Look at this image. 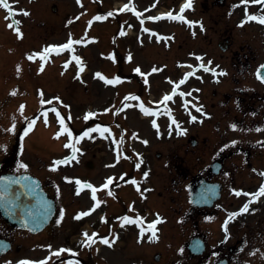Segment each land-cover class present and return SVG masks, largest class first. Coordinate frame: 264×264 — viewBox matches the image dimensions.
<instances>
[{"label":"rangeland","instance_id":"374dc122","mask_svg":"<svg viewBox=\"0 0 264 264\" xmlns=\"http://www.w3.org/2000/svg\"><path fill=\"white\" fill-rule=\"evenodd\" d=\"M17 1L22 2V0ZM112 1L63 0L60 4L59 14H57L51 6V3L54 2L53 0H33V3L40 5L39 7L37 6V9L40 10L41 16L35 20H21L22 37L15 31L14 26L11 28L13 29L11 33L8 31L10 29L7 28L5 30V26H2L0 30V34H4L3 38L8 36L6 40L0 36L1 42L5 44L3 55L1 56L0 53L1 59L3 57L5 62V73L4 75L0 73V145L7 144L9 149L14 144L15 137L21 133L23 149L21 156L25 163L33 167L41 176L48 175V172L40 167L44 164H53L55 160L67 157L70 148L65 147V145L69 141L75 142L74 136L66 132L61 133L57 137L56 134L63 125L59 123V117L56 113L49 110L52 107L59 109L72 133L76 130L80 131L81 128L84 129L88 123V119L86 120L84 117L87 116L89 111H92L96 113L94 117L107 123L110 122V124L105 125L110 130H119L120 125L124 128L128 122L130 127L133 124L134 129L139 127L145 130L141 133H135V139L155 140V136L158 138L157 132L153 133L148 129L149 122L137 115V109H139L141 103L151 104V101L148 100V95H159L160 91L165 90L167 85L163 83L160 88V84H157L156 88V84L153 82L154 79L151 76H141L134 69L139 66L143 72V67L148 68V66L152 65L159 67L161 65L162 69L158 70L154 76L156 77L155 79L164 77L169 69L167 63H162L164 60L161 62L153 61L158 57L163 59V52L159 53L155 49H164L165 44L162 40H158L153 45L140 46L141 38L136 35L130 40L134 45V50L130 53L126 49L127 42L123 39L122 32L123 27L126 29L127 26L137 30L141 21H144L145 25L149 27H152L151 24L153 22L164 25L161 20H149L146 17L154 16L155 8L161 6L176 8L181 0H135V2L133 0H121L122 2L115 7ZM206 1L200 0V3L194 5V8H192L194 16L206 18L210 23L212 16L209 14L212 12L220 20V23L215 26L216 30L221 29L220 27L225 26L228 22L231 26L230 29L233 31L236 45L245 41L251 42L254 46L264 42V24L248 21L246 25L240 26L241 21L238 20V16L241 11H244V8L240 9V7H237V9H233L235 4L231 2L227 4V7L217 6L210 8ZM126 5L127 7H125ZM234 11L235 13L231 14ZM109 12L113 14L109 16ZM137 12L140 15H137ZM227 12H229L227 14L230 16L229 18L226 17ZM98 15L105 18L96 20L95 17ZM224 15L225 18H223ZM186 30L189 31L188 28ZM186 37L188 39H185ZM218 37L217 33L209 31L207 35L204 37L201 35L196 40H192L190 36L184 33L183 38H180V40L185 44L184 49L186 44L188 46L194 45L197 53L202 55L204 59H207L208 56L205 55L210 53L216 60L220 61L221 50L216 46ZM261 37H263L262 40ZM70 39L77 41L76 43H83L82 48H78L77 51L82 52L84 63L88 67L84 74L79 73L81 65H78L77 62L71 63L69 53H65L62 50L59 52L51 51L46 60L40 57L35 60L28 58L29 54L35 51H42L46 46L64 44ZM142 40L147 43V39L143 38ZM211 43L215 47H210ZM72 47L74 48V46ZM184 53L182 54L183 58ZM129 55H131L132 59L128 64L127 57ZM261 55V59L264 60L263 49L261 50ZM42 65L43 71L40 70ZM120 67L123 69L121 75H119ZM98 72L109 78L119 75L122 79L119 83L110 85L102 76L96 75ZM145 80H147V83H145ZM247 80L253 83L250 76L247 77ZM208 81H210L208 78L199 79L195 85L203 87L204 83ZM233 85L231 84V86ZM246 85L254 95L264 94L263 87L256 86L258 88H255L249 83H246ZM41 92L44 94V100H52L51 104L41 103ZM203 95H206V93L204 92ZM57 96L63 100V104L52 99ZM137 96L140 98L139 100L135 99ZM125 97L131 98L126 101ZM21 105L25 106L23 113L20 111ZM105 109L109 110L105 111ZM46 111L47 122L44 117ZM14 117L15 119H13ZM25 117L29 119L26 120ZM32 120H35V123L28 135L25 136L24 129L27 128ZM91 121L90 123H93L95 121L94 118ZM13 125H15L16 131H12ZM197 125L192 128V131H201L199 133L204 134L202 132L206 131L205 126ZM99 136L98 132H93L91 138L85 137L82 140L90 153L96 152L93 157L97 155V151L98 153L100 151L97 142H99V139L102 141L101 139L104 138H99ZM162 139L167 140L161 143L155 140L154 149L152 150L153 155L155 151L167 149L171 143L175 144L174 135L171 140L168 136L166 138L162 137ZM207 148L208 146H205L202 154L204 160L196 163L197 166L193 164L192 153L185 154L186 162H183V164L191 168V173H194L196 168L199 169L203 164L208 163ZM105 150L106 148L102 147V155ZM107 152L109 150H106ZM6 156L0 158V171L8 166ZM11 157L13 165L15 155L13 154ZM90 157H92V154L83 153L81 159L86 162ZM93 159L97 160L98 158ZM98 163L99 161L97 160V164L90 171L86 169L89 173L84 170L86 168L85 164L82 169L78 166L79 174L84 177H93V174L99 168ZM17 170L24 169L19 167ZM52 175H56L55 170ZM165 180L168 181L166 178ZM66 187L62 184V179L59 180L58 192L64 191ZM122 196L126 201H132L134 198L130 194ZM152 197L154 196L152 195ZM181 200L182 203L185 202L184 191ZM130 205H133V202ZM148 205L150 206V203ZM20 234L26 235L27 233L21 232ZM56 242L61 244L59 239H56ZM40 243L45 242L42 241ZM40 246H44V244H40ZM24 250L26 251V249ZM35 253L34 251L29 255L33 256Z\"/></svg>","mask_w":264,"mask_h":264},{"label":"snow or ice","instance_id":"6c2138e0","mask_svg":"<svg viewBox=\"0 0 264 264\" xmlns=\"http://www.w3.org/2000/svg\"><path fill=\"white\" fill-rule=\"evenodd\" d=\"M240 3H243L245 4L246 6L251 4V3H255L257 5H264V0H240ZM0 5H3V7L5 9L8 10L10 16L12 17V23H10L8 26L10 28H12L14 25H19L21 22L16 20L14 17H15V14L17 12L16 9H14L11 4L8 2V0H0ZM193 6V0H187L186 4L183 5L180 9V14L179 15H176L173 17V14L171 12L165 14L167 15L169 18H174V19H177V20H181V21H184L186 20V17L183 15L184 11L186 8H190ZM236 6H239V5H236ZM127 7V5L125 6ZM133 10H135V8H133ZM24 12L25 15L27 14H30L27 10H21ZM113 13L112 12H109L108 15L111 16ZM137 15H140L139 12H137ZM105 17L103 16H96L95 19L96 20H102L104 19ZM147 19L149 20H158L160 19V16H149L147 17ZM252 20H255V21H258L259 23H262L264 24V8H262L260 10L259 13H251L249 12L246 16V19L242 20L241 21V26H243L244 23L248 22V21H252ZM187 23H189L190 25H196L197 23L200 24L201 27H203V24H202V21H193V20H187ZM15 31L22 37L23 36V33L21 31V28L20 27H15ZM145 31H150V29H145ZM123 34V33H122ZM77 41H74V40H69L67 43H64V44H60V45H49V46H46L44 47V49L42 51H35L34 53L32 54H29L28 58L30 60H35L37 57H40L41 59H47L49 53L51 51H57L59 52L60 50L62 49H68V48H71L73 43H76ZM76 61H80L81 60V57L79 56H74L73 57ZM113 58H115L113 56ZM128 59L131 60L132 57L131 55L128 56ZM201 63L199 64V68H202V69H205L206 71H210V72H213V73H216L217 70H219L220 72H224L223 69H219V66L217 65L215 68H212V67H209V65H211L212 61H208V64H205L203 62V58L201 57ZM41 71H43V65L41 66ZM84 70V65L81 64L80 66V71L82 72ZM159 69L158 68H155L153 67L152 68V72H156L158 71ZM135 72L139 73L141 76H145L146 73L142 72L141 68L138 66L134 69ZM226 74V73H225ZM97 76H102V78L110 85H114V84H117L121 81L122 77L119 76V75H116L114 78H109L108 76L106 75H103L102 73H96ZM188 76H191L193 75L192 72H189L187 74ZM256 76L258 79H260L261 81H264V64H261L258 66L257 68V71H256ZM184 81L182 80L181 83H183ZM145 83H147V80H145ZM43 92H41V103L42 104H51L52 103V100H44L43 99ZM182 95H184L182 93ZM129 98L131 97H125V100L127 101ZM53 100H57L59 101L61 104H63V100L57 96V97H53L52 98ZM135 99L139 100L140 98L137 96L135 97ZM168 99H170V97L168 95H165L164 97V100L167 101ZM24 105H21L20 107V111L21 113H23L24 111ZM70 107V106H69ZM140 107L144 110V112L146 114H152V109L151 108H146L144 106L143 103L140 104ZM185 107H187V105H185ZM198 108H201L202 109V106L200 105H197ZM50 111H53L56 113V115L59 117V123L61 125H63V127L60 129L59 132H57V137L60 136L61 133H68L69 135H72V130L68 127V125L65 123V120H64V116L61 115L60 111L58 108L56 107H52L51 109H49ZM109 109H105V111H108ZM117 111H119V109H117ZM170 114V113H169ZM96 113L95 112H92V111H89L87 113V116H85L84 118L87 120L89 117H93L95 116ZM205 116H208L210 115L209 113H204ZM44 117H45V121L47 122V111L44 113ZM15 119V117L13 118ZM25 119H29L28 117H25ZM191 119L193 121H196L198 119L197 116L193 115L191 117ZM35 123V120H32L27 128L24 129V135L27 136L29 131L32 129V126L33 124ZM173 123H178L175 118L173 117ZM153 124L156 125L157 127H159V125L156 124V121L153 120ZM231 127L233 129H236L238 127L237 124L233 123L231 125ZM257 131H260L262 129H259L257 128L256 129ZM12 131H16V128H15V125H13L12 127ZM99 132L101 136H103L106 132H109L110 129L107 128L106 126H102V125H99L97 124L94 128H88L86 129L85 131H83L78 137H74V140L75 142L73 141H69L65 147H68L71 149V156H68V157H65L63 159H57L54 161V164L51 165V167L53 168V170H56V167L58 165H61V164H67L69 163L70 160L72 159H79V157L77 156V152L78 151H82V149H78V143L80 141H82L85 137H89L91 138V134L93 132ZM187 129H184V128H181L180 129V132L181 133H184L186 132ZM144 143L147 144L148 141L147 140H144ZM238 141L236 140H233L231 141V144L232 145H235L237 144ZM225 148L229 147V145H224ZM0 148H2L4 151H7L8 150V145L7 144H3V145H0ZM19 166L20 168L22 169H28L29 168V165L27 163H25L23 160H21L19 162ZM137 167H139V165H137ZM126 175V174H125ZM262 175H264V173H262ZM144 176L147 177L148 176V173L145 172L144 173ZM66 180H70L72 178H69V177H65ZM120 179H123V176L120 177ZM113 180H114V177L113 176H109L107 177V183L102 185V187L104 188H108V185L112 184L113 183ZM29 181H32V177L31 176H27V175H23V176H4V177H0V205H3L5 207H9L11 212L15 213L17 209H19L21 211V213H24L27 209V205H24L21 203V196L22 195H30L33 191V188L32 186L29 184ZM77 183L80 185V188H84V187H87L89 189L92 190V195L93 197L95 198L96 197V192H97V188L95 185H93L92 183L90 182H85L83 180H79L77 179ZM132 183H134L136 185V187L139 189L140 188V184L138 181H136L135 179L132 180ZM14 185H18L20 186L19 189H14ZM80 189H78V192H79ZM233 192H235L237 195H240L241 193H243V189H235L233 188L232 189ZM109 194H112L111 192ZM143 195V193H141ZM246 195L250 196L252 198V200H249L243 207H241L239 210L237 211H234V212H231L229 214V216L226 218L225 220V223L223 225V229L225 231V233L227 234L226 236V239L230 236V233H229V229H228V224L229 222H231L235 217H237L238 215H240L241 213H244L246 211H248L249 209V206L250 204L252 203L253 200H256L262 196H264V185H261L258 189L257 192L255 193H246ZM96 203L97 205H99V203H101V201L99 199L96 200ZM94 209H90L89 211H81L79 214H78V218L79 217H83V216H86L89 214L90 211H92ZM47 211L48 212H51L52 211V206L51 204H47ZM157 217L158 219L157 220H153L151 221L149 224H148V227L147 228H144L143 227V224L145 222V218L143 216H137L136 218L132 217V216H129V215H125L123 217V220L125 222H132V223H136V224H139L141 226V240L143 239L144 237V234L145 232H151V235L148 236V239L151 240L153 238H156L158 239V237L156 236V232H157V228H156V225L160 222V218L159 217V214H157ZM38 217L35 213H32V220L35 221L37 220ZM60 219L62 220L63 219V216L61 215ZM105 220L107 219L106 217L104 218ZM24 222L27 224L28 223V220L27 218L25 217V220ZM84 237H86L87 239L85 241H83L84 244H86L87 246H91V244L95 243V239H94V236L98 235V234H92L90 235L88 233L87 230L84 231L83 233ZM118 239V236L116 237ZM100 239L103 241L104 244H111V243H114V240H110L109 237L105 236V237H100ZM49 248H51V245H48ZM74 250L71 249V248H60L58 250H56L53 255H59L61 253H64V252H73ZM181 252H183V249H180ZM48 259H51V256L46 258L45 260H41V261H34V260H30V259H25V260H21L19 262H17V264H47V260ZM5 264H12L11 261H5ZM67 264H79V262L77 260H69L67 261Z\"/></svg>","mask_w":264,"mask_h":264},{"label":"flooded vegetation","instance_id":"af4514ba","mask_svg":"<svg viewBox=\"0 0 264 264\" xmlns=\"http://www.w3.org/2000/svg\"><path fill=\"white\" fill-rule=\"evenodd\" d=\"M239 57L241 58V65L246 68L248 66L246 59H250V54L246 53L243 56L245 59H243L242 56ZM256 97L255 100L250 99L248 102L245 101L241 108L238 109L241 114H245L246 116L248 114L251 115L249 120H244L246 129L250 130L251 128L262 129V127H264V122L262 123L259 117L261 115V109L259 108L256 113L250 112V110H254L255 103H264V95H256ZM245 136L246 135H242L243 138L238 140V143L232 145V147H223L217 150L213 156L214 159L221 161L223 164L231 161L227 168L228 172L224 176V179H222L224 188L229 185L235 186L238 184L239 187L237 189H243V193L240 194V199L248 202L251 200V197L246 195V193L257 192L259 186L264 181V175H262V173H264V140L262 136L251 140L244 139L246 138ZM175 157L179 158L178 155H175ZM237 161H240L244 167L241 173L238 172L239 166ZM176 165L177 162L175 163V166ZM175 182H177V180H175ZM259 201L264 202V199L260 197ZM232 205H235V201L232 202ZM229 207L230 205L227 208L224 207L222 210L229 211ZM181 212H184L185 215L190 212L192 217H196L198 209H181ZM257 217L259 218L256 220L258 222V227H248V231L246 229V222L239 223L238 228L236 225L229 223L228 229L230 236L226 239V234V236L222 238H217L214 244L208 242V233L200 227L198 220L179 219L175 226V231L179 234L180 238L183 240L190 235L206 236L207 251L201 256H196L190 252H178L172 249H166L162 252L165 257H161L159 253V256H148L145 261L142 263L137 262L136 264H215L217 260L222 258L228 259L230 264H249L247 255L253 256V259L258 261L261 255H264V208L262 211L258 212ZM202 256L206 257V261L199 262L198 260ZM74 258L78 260L80 264H102V259L99 256L93 259L92 252L88 257ZM151 260H153V262H151Z\"/></svg>","mask_w":264,"mask_h":264},{"label":"water","instance_id":"95a60500","mask_svg":"<svg viewBox=\"0 0 264 264\" xmlns=\"http://www.w3.org/2000/svg\"><path fill=\"white\" fill-rule=\"evenodd\" d=\"M30 182H33V179H32V181H29V184L31 185ZM31 186L33 188L32 193L30 195H24L23 197L20 198L22 204L28 198H30V200L27 201V202H32L33 203L34 202L33 201L34 200L33 197L34 196H38V195L41 194L40 189H39L38 186H34V185H31ZM13 187H14V189H19L20 188V186H18V185H14ZM29 205L30 204L27 205L28 207H27L26 211L23 213L24 215L25 214H32V213H35L36 212V211H34V208L33 207H29ZM39 205H40V203L37 204V206H39ZM0 207L2 208L4 206L3 205H0ZM2 210L6 213L7 217L11 218L13 221H15L14 218L16 216H18V220L16 222H18L20 224H23L22 213H21V211L19 209H17L15 213L11 212V210H10L9 207H7V208L4 207V209L2 208ZM39 210H41V208H39Z\"/></svg>","mask_w":264,"mask_h":264}]
</instances>
